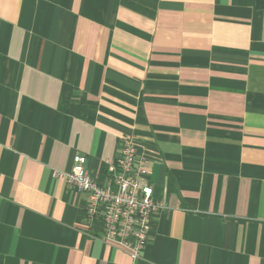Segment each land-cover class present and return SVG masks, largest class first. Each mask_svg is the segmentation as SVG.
Segmentation results:
<instances>
[{"label": "crops", "instance_id": "0c3cea01", "mask_svg": "<svg viewBox=\"0 0 264 264\" xmlns=\"http://www.w3.org/2000/svg\"><path fill=\"white\" fill-rule=\"evenodd\" d=\"M133 135L167 205L136 260L64 174ZM0 264H264V7L0 0Z\"/></svg>", "mask_w": 264, "mask_h": 264}, {"label": "built area", "instance_id": "2783aa9c", "mask_svg": "<svg viewBox=\"0 0 264 264\" xmlns=\"http://www.w3.org/2000/svg\"><path fill=\"white\" fill-rule=\"evenodd\" d=\"M139 139H122L104 182L93 178L86 167L87 157L72 156V167L64 174L69 187L84 193L86 223H102V239L126 250L136 260L145 248L155 216L167 205L154 197L148 181L149 158L139 149Z\"/></svg>", "mask_w": 264, "mask_h": 264}, {"label": "trees", "instance_id": "16d2710c", "mask_svg": "<svg viewBox=\"0 0 264 264\" xmlns=\"http://www.w3.org/2000/svg\"><path fill=\"white\" fill-rule=\"evenodd\" d=\"M256 5L259 7H264V0H256Z\"/></svg>", "mask_w": 264, "mask_h": 264}]
</instances>
